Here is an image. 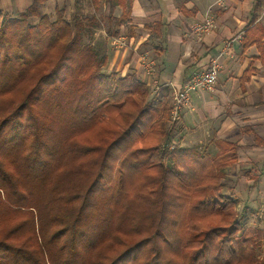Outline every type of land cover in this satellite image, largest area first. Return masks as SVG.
<instances>
[{"label": "trees", "instance_id": "obj_1", "mask_svg": "<svg viewBox=\"0 0 264 264\" xmlns=\"http://www.w3.org/2000/svg\"><path fill=\"white\" fill-rule=\"evenodd\" d=\"M47 1L0 9V264H264L224 192L237 143L181 145L168 88L106 69L127 0Z\"/></svg>", "mask_w": 264, "mask_h": 264}, {"label": "crops", "instance_id": "obj_2", "mask_svg": "<svg viewBox=\"0 0 264 264\" xmlns=\"http://www.w3.org/2000/svg\"><path fill=\"white\" fill-rule=\"evenodd\" d=\"M30 1L7 0L19 12ZM64 1L48 0L45 6L49 2L53 7L61 6ZM108 8L102 3L100 11L104 16ZM126 9L128 21L115 36L125 44L122 48L110 44L106 69L121 75L133 72L147 81L139 61L141 55H146L155 62L160 88L172 90L218 57L220 69L214 88L191 93L181 123L186 124L187 132L197 133L199 143L206 144L204 147L209 145L215 150L217 138L237 143L238 162L227 174L231 182H251L248 177L241 178L240 165L257 167L259 174L264 175V57L255 45L242 47L243 36L250 27L262 29L257 33L264 44V0H127L125 7H115L114 16L119 17ZM89 10L92 13V8ZM206 15L212 16L214 26L196 38L190 25ZM158 22L160 28L152 33L150 25ZM248 68L252 70L244 79ZM195 115L198 122L190 125ZM253 182L259 187L247 189L246 193L236 188L231 193L237 202L243 201L244 215L256 208L253 204H264V176Z\"/></svg>", "mask_w": 264, "mask_h": 264}, {"label": "built area", "instance_id": "obj_3", "mask_svg": "<svg viewBox=\"0 0 264 264\" xmlns=\"http://www.w3.org/2000/svg\"><path fill=\"white\" fill-rule=\"evenodd\" d=\"M213 26L212 16L206 15L202 21L192 23L190 31L196 38H200L209 32ZM110 44L114 48H122L125 42L120 37H112ZM139 61L143 67V74L147 78L146 82L150 85L153 92H157L160 88V82L157 78L155 62L146 55H141ZM219 69V58H212L206 68L192 74L180 87H173L170 109L171 122H177L181 119L183 109L189 104L191 93L196 91H211L214 88L218 79ZM260 212H264V205L260 209Z\"/></svg>", "mask_w": 264, "mask_h": 264}, {"label": "rangeland", "instance_id": "obj_4", "mask_svg": "<svg viewBox=\"0 0 264 264\" xmlns=\"http://www.w3.org/2000/svg\"><path fill=\"white\" fill-rule=\"evenodd\" d=\"M9 2L12 3V0H9ZM70 2H71V0H65L64 1L65 5L67 3L69 4ZM49 3L45 6V8L43 10L46 11V12H49L51 14V16L53 17V13H54V11H53V9H54L53 3L52 2L50 4ZM0 9L5 10L8 13H12V12H16L17 11L16 9H14L12 4H9L7 2V0L6 1L5 0H0ZM84 11H87V10H84ZM99 34L102 35V30L101 29H97V31H96V35H99ZM160 89L157 92L163 90L162 88H160ZM171 92H172V90H169L170 103H171V100H172ZM181 120H182V117H181ZM181 120L176 123V128L178 129V132H177L175 140L179 139L181 145H186V146H191V145H201V146H203V145H206L204 142L203 143H199V141H198L199 137L197 136V133L191 134V133L187 132V130H189V129H187L186 124L181 123ZM197 122H198L197 116L195 115V117L193 119L191 118L190 125H193V124H195ZM181 125H183L184 132H183V128H180V127H182ZM213 149H214V147L209 146V145L207 146V150L209 152L213 153V151H214ZM240 166L239 167H240V170H241V172H240L241 178L248 177L251 180V182H249V184H245V185H239V183H238V185H236L237 181L231 182V180L225 179V184H226V186L224 188V192L225 193H233V190H235L236 188L241 189V191H243V193H246L247 189H251V188L256 189V188L259 187V185H254L253 180L255 181L257 179L258 180L262 179V176H264V175L259 174L260 170L257 167H253V168L250 167V169H249V168H246L247 167L246 165H240ZM232 167L231 168H227V174H229V172L231 173ZM243 204H244L243 201L240 200L239 202H237V205H236V210H237V213H238L239 223H240L241 226H256V227H258L259 230L261 231V239H260V241H261V246H262L263 243H264V214H263L264 212H260V209L262 208V206L264 204H261V203L259 205L253 204L256 208L255 209L254 208L253 209H249V213L246 212V215L243 214V209H244ZM257 207H258V209H257Z\"/></svg>", "mask_w": 264, "mask_h": 264}]
</instances>
